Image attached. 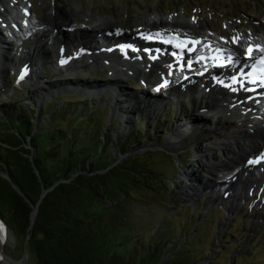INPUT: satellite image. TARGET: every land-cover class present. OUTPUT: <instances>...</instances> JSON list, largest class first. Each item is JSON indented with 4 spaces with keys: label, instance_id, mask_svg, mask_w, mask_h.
I'll use <instances>...</instances> for the list:
<instances>
[{
    "label": "rangeland",
    "instance_id": "374dc122",
    "mask_svg": "<svg viewBox=\"0 0 264 264\" xmlns=\"http://www.w3.org/2000/svg\"><path fill=\"white\" fill-rule=\"evenodd\" d=\"M30 1L32 2L31 19L34 25L30 26L33 34L29 38L25 37L29 31H23V25L15 30V34L13 32L15 39L8 35L10 26L0 14V41H3L8 48L13 45L18 48L17 54L13 53L15 50L12 48L11 53L10 51L4 53L3 56L6 58L0 63V137L5 138L1 128H7L6 120L11 119V116L18 119L25 115V111H29L28 113L36 116V121L39 123L42 116L41 107H45L48 113L53 114L57 127L69 129L70 122L75 119L81 120L78 130L84 131L92 130L91 123L97 129L96 134L101 135L100 139L113 141L109 150L117 158L121 157L120 160H123L129 155L145 153L153 162V168L166 179V186L157 184L155 187L160 190L166 189L169 198H163L158 190H133L132 204L137 222L149 229H154L165 222L168 229L167 236L178 242L189 238L188 246L196 250L202 264H209L211 261H216V264H264V205L249 201L242 206L236 205L234 211L227 214L218 207L216 201L215 203L208 201L207 197L213 193L209 191L210 188L198 193L204 194L207 199L202 200L198 205L194 203L187 205L182 200V197L186 201L196 198L195 195L198 194L193 193V197L189 199L187 184L198 185V181L202 179L208 181L206 175L209 174L207 170L211 162L215 158L221 161L228 160V157L233 155L230 150L239 146L234 134L237 133L242 122L250 121L244 118L243 111H238V114L225 116L226 121L219 124L217 116L223 111L215 113L205 109L208 102L213 100L219 102L221 95L226 94H224L226 90L216 89L203 94L200 91L201 79L197 82L189 81L186 84L193 82L192 87L181 85L179 89H175L176 91H171L173 94L165 92L168 96L165 107L150 112L145 109L147 108L145 102L137 107H130L129 101L132 100L133 95L139 96L142 93L140 89L144 85L143 78L150 82L145 85L149 88L148 95L153 94L154 83L159 80L158 74L164 67L150 65L153 74L149 76L144 70L138 73L119 65L112 67L104 65L101 58L94 59V55H92L93 59L88 55L86 62L81 58L80 64H73L71 68L57 67V45L60 34L64 36L69 34L68 31L73 30L71 37L73 40L80 36L94 37L96 34L93 32L102 27L110 29L105 24L101 27L98 25V22L106 19L120 28L142 29L151 27L152 18L157 17L158 24L163 18L167 19V22L162 24L167 30L203 34L213 31L228 40L232 39V33L236 29L240 33L258 32L261 36L264 35V0ZM1 7L3 6L0 2ZM2 12L3 15L6 14V11H0ZM196 17L200 22L197 30L178 25L173 21L182 18L191 21ZM17 20L21 23L25 20L22 13ZM56 22L63 25L62 29L54 26ZM5 27L9 28L5 30ZM138 32L137 29L136 33ZM126 35L135 34L127 31ZM12 38L15 44L10 42ZM246 42L251 40L244 39L241 46L244 47ZM22 61H29L32 69H36V73H33L34 78L23 83L16 81V69ZM139 63L142 62H135V67ZM8 64L10 66L3 69ZM67 75L75 78L58 81V77ZM109 76L115 79L110 80ZM115 81H118L119 87L125 89L119 98L115 95L118 90ZM69 86L78 87L80 90L71 89ZM114 87H117L114 89L115 92L111 89ZM124 97L126 102L123 101ZM260 104L255 105V114L260 112ZM34 109L37 111L34 112ZM193 113L203 116L206 122L200 119L186 122L189 120L187 117ZM205 114H213V118H208ZM255 114L251 116L252 120L258 119L259 114ZM44 116L47 120V114ZM202 127L212 128L216 132L209 136H200L196 129ZM178 131H183L180 142L170 143L169 146L164 147L166 140H177L175 134ZM127 138H132L131 142L126 145V151L121 153L120 147L124 142L127 143ZM222 139H229L233 144L226 146L222 144ZM210 151L212 152L209 153ZM199 153L208 155V158L194 160L195 154ZM193 162L195 164H192ZM239 166L241 169L242 164ZM258 189L259 187L255 188ZM176 194L180 195V199L169 200ZM240 215L245 216V223L238 217ZM8 234L4 244L5 254L14 262L23 261L27 264L28 257L21 260L24 251L21 250L22 235L19 230L16 233L14 230H8ZM1 256V264H8L3 262Z\"/></svg>",
    "mask_w": 264,
    "mask_h": 264
},
{
    "label": "trees",
    "instance_id": "16d2710c",
    "mask_svg": "<svg viewBox=\"0 0 264 264\" xmlns=\"http://www.w3.org/2000/svg\"><path fill=\"white\" fill-rule=\"evenodd\" d=\"M28 112L7 119L0 137V171L26 194L0 173V215L22 235V252L27 241V264H202L189 238L168 237L165 222L149 229L136 220L133 190L169 198L155 187L166 186V179L148 155L115 163L113 141L100 139L91 123L92 130L79 131L81 120L73 119L67 129L57 127L45 107L39 123Z\"/></svg>",
    "mask_w": 264,
    "mask_h": 264
},
{
    "label": "bare ground",
    "instance_id": "6f19581e",
    "mask_svg": "<svg viewBox=\"0 0 264 264\" xmlns=\"http://www.w3.org/2000/svg\"><path fill=\"white\" fill-rule=\"evenodd\" d=\"M1 5L3 7L0 8V11L4 10L6 11V14L3 15V12L1 13L3 16V19H8V18H12L15 22H17V19L19 17V15H21V13H23V17L28 18L25 23L29 24L30 22L34 25V21H32L31 17V12H30V6L32 4V2L30 0H0ZM19 6V7H16ZM20 10V12H19ZM22 11V12H21ZM70 17V15H69ZM198 17V16H197ZM192 19L191 21H186L183 18L182 19H173L174 23L178 24V25H182V26H188L190 28H195L197 30V27L199 26V19L198 18ZM99 20V19H97ZM167 19H161L160 23L158 24V18L156 17V19L152 18V25L154 26V34H158V31H156V29L160 28L159 26H163V23H166ZM35 23H37L35 21ZM63 23V22H62ZM105 24L106 27L112 29V30H119L117 29V26L113 25L112 21L109 19L105 20H101L100 22H98V25H100L99 27H101V25ZM60 25V26H59ZM201 25V24H200ZM22 26V25H21ZM55 27H59L60 29H62L61 27H63V25H61V23H55L54 25ZM202 26V25H201ZM36 27V26H35ZM162 28V27H161ZM94 29V28H92ZM29 33L27 34L28 36H31L33 34V30H31L30 28H28ZM120 31V30H119ZM201 31V30H200ZM145 34V33H144ZM195 35H198V38H196V41L198 42V47L201 48V50L203 51V54L207 56V60L211 59L213 57H226V58H230L227 57V55L233 56L235 57L237 62H244L246 58H248L250 56L249 51H248V46L252 43L256 44L258 46L257 50H254L253 53H260L261 51L259 50L260 48H264V35L259 36L258 32H239L238 29L234 30L232 33V39L228 40L226 39V37L220 36V35H216L215 33H210L209 36H206L204 38H201V35H199V33L194 32ZM159 36H166V37H170L171 42L169 43L170 47V51H177V58H170L168 54L161 55V59L163 60L162 63H160L161 61L157 60L155 57L158 54L156 51H152L150 53H148L147 55H143L141 54L140 56L135 54L134 52L130 51L128 48L126 49H121V51L115 49V51L110 52L107 49L110 46H114L115 44L117 45H121L119 44V41L117 43L115 42H108L105 46H103L102 44V40L98 42V45L95 41H92L91 43L96 46V49L92 50L91 54L94 55V58H108V65H119L123 68H127L129 70L138 72V73H142V71L138 68L135 67V62L138 61H145L148 64H150L151 66H155V65H159V66H169L171 63V61H175V65L176 66H180L183 63V60L181 57H183V59L186 61L185 65H184V69H186V65L187 63L193 59L194 52H189V50L191 49V47L195 46V43L192 42L191 44H189L188 46H186L187 44L184 43V39H182V37L184 35H177V34H171V32L168 33H161ZM188 36V35H187ZM140 37V36H139ZM142 38V37H141ZM244 39H249L251 40V42H247L246 45L244 46V50L242 51L243 47L241 46V43L243 42ZM139 40L137 37H133V40H129V44L127 47L129 46H134V41ZM228 41V42H227ZM79 42H81V40H77V41H73L71 42V45H67L66 48L63 47L64 53L60 54L59 52H57V58L59 59H63L64 57H66L68 51H73V52H78L77 51V45L80 46V44H78ZM86 42H90V41H86ZM146 47V45H143ZM32 47V45H31ZM85 47V46H84ZM164 47V46H163ZM188 47V48H186ZM0 48H2V51L0 53V55L6 53L7 54V45H5L3 43V41H0ZM220 48V49H218ZM92 48H87V52H89ZM69 53V52H68ZM91 54H87L89 56H91ZM105 54V55H103ZM111 54H113L111 56ZM5 55V54H4ZM86 55V52H83L81 55H73L72 56V60H73V64L74 65H78V63L83 60L86 62L85 58L81 59V57H84ZM6 57V56H5ZM2 58V57H0ZM151 58V59H150ZM81 59V60H80ZM5 63V61H3ZM8 61H6L7 63ZM195 63H200L199 61H194ZM80 64V63H79ZM154 64V65H153ZM29 69L31 68V72H33L34 74L36 73V69L33 70L31 67V64H27ZM120 67V69H121ZM70 68V67H69ZM225 72V71H224ZM184 73H187V70H184ZM225 74V73H224ZM142 75V74H141ZM166 78L167 79H171V77H169V75L166 73ZM29 80L33 79V74L31 76L28 77ZM145 79V78H144ZM119 80V79H118ZM118 81H115L116 85ZM159 83V81L157 82ZM190 87V86H188ZM216 85H213L209 82H207L206 84L204 83L203 88H201L202 90L200 91H205V88H210V90L216 88ZM125 89L118 85V90H117V94H118V98L119 95H122L121 92L124 91ZM208 93V92H207ZM226 92H224L225 94ZM242 93L240 90H236L234 88V90H230L229 92H227L225 95H223L222 98H220L219 102L216 100L210 101L208 102V104L205 106V109L211 110V112H219V111H223V113H218L219 120L220 123L222 124V121H226V117L225 116H229V115H233L238 113V111H240L242 109V111L244 110V118H248V120H250L249 122H242L241 126L238 127V131H236L237 133L234 134V137L237 139L238 141V148L237 147H233V149L230 150V153H233L232 156L228 157V160H217V158L214 159V161L211 162L210 168L209 170H207V172L209 173L208 175H206V179H208V181L203 180L202 181H198V185H194L193 183L191 184H187V186H189V192L188 197L189 199L192 196V194H198L200 191L202 192V190L210 187L209 185H227L228 182H231V176L233 174L236 173V171L239 170V165L242 164L243 162L246 160L247 156L249 154H252L254 152H257L260 148H262L264 146V112H259V116L258 119L256 120H252L251 116L254 115L256 112L253 110L255 109V103L258 99H260L258 96L255 98V96L247 99V97L244 96H240L239 94ZM204 94V92H203ZM127 95V94H126ZM145 95V94H144ZM141 96V93L139 96L133 95L132 100L129 101L130 107H137L139 106V104L143 103L144 100L143 98L145 96ZM227 95V97H236L235 102H232V100L227 99V97H225ZM249 95V94H247ZM205 96V95H203ZM165 99H167L166 97L162 100L163 102L165 101ZM262 100V99H261ZM115 101H117L115 99ZM147 102V101H146ZM145 102V103H146ZM140 104V105H141ZM145 106H147L146 104H144ZM238 106L240 107V109L238 108ZM204 107V106H203ZM202 107V108H203ZM145 108V107H144ZM149 108V110L147 109ZM147 108H145L147 111L153 112L156 110L157 106L155 107L154 104H150L147 106ZM126 109V108H125ZM134 109V108H133ZM210 112V111H209ZM208 113V112H207ZM255 114V115H258ZM208 115V118H213V114L209 115V114H205ZM255 117V116H254ZM257 117V116H256ZM255 117V118H256ZM189 120H187L186 122L190 123L193 120H204L203 116H199L196 113H193L191 115H189V117H187ZM192 119V120H191ZM199 120V121H200ZM190 121V122H189ZM206 122V121H205ZM183 132V131H182ZM182 132L178 131L175 135L177 137L176 139H168L165 141V144H163V146L167 147L169 146V144H178L180 142V137ZM196 132H198V134L200 136H209L211 133L216 132V130L212 129V128H204L202 127L201 129H196ZM223 138V137H222ZM199 142H196V144H198ZM222 144H225L226 146H230L233 144V142H231V140L229 139H222ZM203 148V147H202ZM206 152V151H204ZM212 151H210L209 153H211ZM247 154V155H246ZM243 160V161H242ZM238 169V170H237ZM243 168L240 170V176L241 178H244V180H246L248 176L243 175L242 173ZM197 172V171H196ZM192 173V172H191ZM199 175V174H198ZM225 176V177H222ZM252 177L254 178L255 175H250V178L252 179ZM264 177V176H262ZM240 178V179H241ZM260 180H262L260 178ZM251 181V180H249ZM200 185V186H199ZM218 192V190H217ZM209 196H212V194H210ZM236 207V205H235ZM3 230L5 231V227L3 226ZM8 230L6 231V238H8ZM2 260L5 263L8 264H24L23 261H16L14 262L12 259L9 258V256H7L6 254H3ZM2 262V261H1ZM0 262V264H1Z\"/></svg>",
    "mask_w": 264,
    "mask_h": 264
},
{
    "label": "water",
    "instance_id": "95a60500",
    "mask_svg": "<svg viewBox=\"0 0 264 264\" xmlns=\"http://www.w3.org/2000/svg\"><path fill=\"white\" fill-rule=\"evenodd\" d=\"M32 156H33V154H31V157H32ZM120 159H121V157H118V158L116 159L115 163L121 161ZM0 173L3 174L5 177L8 178V179L11 181V183L13 184V186H14V187H15L20 193H22L23 196H26V194H25V193H24V192L18 187V185L15 184V183L13 182L11 176H10L7 172H5V171H0ZM37 209H38V207H37V205H36V206L34 207V209L32 210V212H31V223H33V221H34V219H35V215H36ZM0 218H1L2 220L5 221V219L3 218V216L0 215ZM28 237H29V235L27 236V238H28ZM26 242H27V241H25V243H24V255H23V257H22L21 260H24V259L27 258L28 255H29V251H28V248H27V246H26ZM4 249H5V248H4V245L2 244L1 247H0V256L3 255V254H5Z\"/></svg>",
    "mask_w": 264,
    "mask_h": 264
},
{
    "label": "built area",
    "instance_id": "2783aa9c",
    "mask_svg": "<svg viewBox=\"0 0 264 264\" xmlns=\"http://www.w3.org/2000/svg\"><path fill=\"white\" fill-rule=\"evenodd\" d=\"M181 197H182V196H181ZM195 197H196V198H192V199H196V200L199 199V195H195ZM178 199H180V195H179V194L176 196V199H175L174 201H176V200H178ZM182 200L185 201L186 203L188 202V201H186L183 197H182ZM186 203H185V204H186Z\"/></svg>",
    "mask_w": 264,
    "mask_h": 264
},
{
    "label": "snow or ice",
    "instance_id": "6c2138e0",
    "mask_svg": "<svg viewBox=\"0 0 264 264\" xmlns=\"http://www.w3.org/2000/svg\"><path fill=\"white\" fill-rule=\"evenodd\" d=\"M259 50H260L261 52H264V48H260ZM248 51L251 52V51H253V50L250 48V49H248Z\"/></svg>",
    "mask_w": 264,
    "mask_h": 264
}]
</instances>
